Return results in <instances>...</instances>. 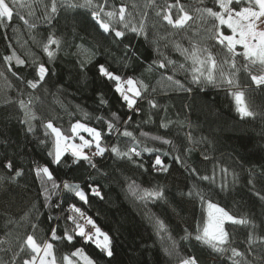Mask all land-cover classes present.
<instances>
[{"label": "trees", "instance_id": "16d2710c", "mask_svg": "<svg viewBox=\"0 0 264 264\" xmlns=\"http://www.w3.org/2000/svg\"><path fill=\"white\" fill-rule=\"evenodd\" d=\"M7 2L14 15L4 22L9 27L0 25V264H23L31 258L26 246L21 251L28 235L40 246L51 243L57 264H63L64 255L70 256L77 247L95 264H177L188 256L197 257L199 264H232L233 247L242 253L236 258L239 264H264V86L257 87L251 80V75L261 74L259 64L249 65L243 55H237V68H231L227 48L208 38V29L214 33L217 21L206 14L201 18L197 10L210 7L218 11L216 0H180L193 17L183 30L173 29L157 16L176 0H93V4H105V11L126 7L130 27L122 40L114 33H103L87 8H59L49 25L43 18L53 0ZM242 6L247 5L234 0L235 9ZM177 15L174 8L173 18ZM141 22L144 28L137 35L130 28H139ZM221 31L228 29L222 26ZM49 37L57 41L49 46L52 59L43 50ZM204 48L218 63L229 60L223 71L226 75L235 72L233 88L192 83L193 75H199L198 60L206 58ZM236 52L242 53L239 46ZM5 56H12V61L5 62ZM17 57L23 65L17 64ZM97 63L105 64L122 80L134 79L140 91L138 113L130 111L114 92V81L99 75ZM161 63L166 67L160 68ZM41 64L49 75L36 89L28 87V80L39 79ZM170 75L192 91L173 90L166 79ZM214 77L220 80L219 69ZM235 91L244 93L254 116L239 115L231 94ZM21 100L25 108L20 107ZM149 100L159 107L153 109ZM129 116L132 119L124 123ZM49 121L72 138L74 122L99 130L106 152L103 157L91 155L97 169L84 161L73 164L70 152L61 164H54L49 155L54 137L44 127ZM108 123L114 125L111 133ZM124 131L132 136L122 135ZM134 146L141 155L131 160L112 152L113 147L124 153ZM91 147L96 150L95 143ZM157 154L170 165L168 172L153 170ZM9 161L12 169L4 167ZM44 166L59 185V195L47 202L41 194L46 178H38L34 171ZM17 170L22 175L13 180ZM204 176L209 179H201ZM64 183L81 189L88 184L97 186L104 199L89 195V203L84 204L74 191L63 188ZM47 186L51 188L50 183ZM149 191H164L165 197L147 199ZM204 201L248 221L225 224L229 250L223 255L195 238L204 223ZM72 204L109 234L111 257L79 237L73 244L63 239L65 231L74 234L75 225L67 219L76 215L69 207ZM53 228L61 239L52 238Z\"/></svg>", "mask_w": 264, "mask_h": 264}, {"label": "snow or ice", "instance_id": "6c2138e0", "mask_svg": "<svg viewBox=\"0 0 264 264\" xmlns=\"http://www.w3.org/2000/svg\"><path fill=\"white\" fill-rule=\"evenodd\" d=\"M14 2V0H13ZM236 4H246L247 6L240 7L239 11L235 10L234 0H216V4L219 6L220 11H213L212 8H204L201 11V18L214 17L217 21V24L213 29H208L210 33L209 39H215L216 43L227 48V52L232 57L230 67L233 69L237 68L235 57L237 55H243L246 60L249 61V65H260L259 71L262 74L251 75L252 82L257 86H264V0H235ZM66 6V7H65ZM105 4H93V0H76L75 3L72 0H53L51 11L47 12L44 16V22L49 25L53 22V14L57 13L59 8H64L65 11H71L72 9L78 8H87L91 12L92 20L99 26L103 33L111 35L114 33V36L117 40H122L125 37V30L129 29L130 21L128 20L129 13L126 10V7L121 5L119 9L112 8L109 11H105ZM111 7V6H109ZM178 10V15L173 18V9ZM14 12L13 7L7 2V0H0V25L7 28L9 27L8 23L13 18ZM157 16H162V20L173 29L183 30L186 24L193 19L188 12L185 10V7L180 4V0H176L175 4H169L163 13H157ZM21 20H24L25 24L29 22L24 19L23 16L20 17ZM119 24L122 26L121 30H117L116 25ZM31 27H36L35 24L30 25ZM226 27L232 33V35H224L221 31V27ZM144 24L141 22L139 28L136 26H131L130 30L137 35L141 34L143 31ZM57 41L49 37L48 45H45L44 52L47 53L50 59L53 58V53L49 50V46L56 44ZM241 46L244 51L243 53H237L236 47ZM11 47V45H9ZM179 48V45H177ZM187 51V50H185ZM203 51L206 53L205 59L198 60L199 67L196 69V72L199 75H193L192 83L199 85L202 84H213L214 86H223L227 85L228 88H233L235 86V72L226 75L223 71V65L229 64V60H224L223 63H218L217 59L213 56L212 52L208 48H204ZM12 56H5L4 60L7 63L12 61ZM18 65H23L24 61L16 58ZM171 61H168V64H171ZM249 65H245V71H248ZM99 75L105 78L108 81H114L115 87L114 92L120 97L121 101L127 106L130 111L139 112L137 107V99L140 97V91L135 87V81L132 78L127 80H122L120 75H117L114 71L110 70L109 67H106L105 64L97 63L96 65ZM160 68H165L166 65L161 63ZM183 65H180V68H183ZM219 69L220 71V80H216L214 77V72ZM11 71V68H9ZM49 75V69L41 64L37 69L38 80H28L27 85L30 88L36 89L38 84L44 82L46 76ZM167 81L171 82L173 85V90L180 92H191L192 88L185 87L179 79H173V76H167ZM127 85L125 88L124 85ZM234 96L236 111L239 115L244 117H252L255 115L253 111L248 109L247 104L244 102V93L241 91H235L231 93ZM102 103H107L102 100ZM20 107L25 108V103L23 100L20 102ZM149 104L153 109L159 107V105L152 100H149ZM115 116V113H113ZM132 119L131 116L128 117V120L124 123H128ZM27 121H21L25 123ZM164 126V125H162ZM44 127L51 131L55 137V151H54V164H61L63 162L62 158L68 152L71 153L73 157V164H79L80 161L87 162V164L92 169H97V164L93 162L92 158L84 152L85 148H90L95 143V152L94 156L103 157L106 149L101 146V132L95 128L88 127L85 124L77 122L72 126V134L74 137H79L81 143L73 144L69 143L70 137L64 136L60 129L53 126V123L49 121ZM114 125L108 123L109 133L113 130ZM29 131H32L31 126ZM81 132L88 133L92 137V140H86ZM124 136L131 137L132 133L124 131L122 133ZM146 135V134H144ZM154 139H159L154 137ZM164 143H169L165 140ZM145 151L152 152V149H145ZM112 152L117 156H125L131 160L132 156H140L141 152L137 151V147L134 146L128 150V152L121 153L116 147L112 148ZM49 155H53L52 152H49ZM167 155V153H165ZM176 161L181 162V158L177 156ZM207 159V156H205ZM4 167L12 169V162L9 161ZM139 167L143 168L144 165L141 164ZM153 170L157 172H168L170 165H166L164 160L161 158L160 154L155 156L154 161L152 162ZM36 176L39 178L43 176L46 178L45 185L42 186V195L45 198V201H49L52 196L59 195L58 189L59 185L53 178V172L50 171L49 167H36L34 169ZM196 169L193 168L192 172L196 173ZM226 171V170H225ZM22 175L21 171L17 170L15 176L12 177L13 180ZM201 179L208 180L209 177L204 176ZM51 184V188L47 184ZM63 188L68 191H74L75 197L83 202L84 204L89 203V195L97 197L101 200L104 199L101 189L97 186L88 184L84 189H81L79 185L73 186L69 183H64ZM191 195V193H190ZM147 199L151 200H160L164 199V191H149L145 193ZM203 199V197H201ZM264 199V197H261ZM46 206L47 203H46ZM59 207V205H57ZM71 212L76 215H68L67 219L71 221L74 225V234L65 231L63 239L66 240L69 244H73L77 237L81 238L84 243L94 245L98 250L103 252L107 257L113 255L112 240L108 233L104 232L95 222V220L86 215L85 212L81 210L80 207H77L75 204L69 206ZM209 212V223L205 226L203 233L198 234L195 238L197 240H202L204 243L210 245L212 250L216 253L223 255L229 249L225 247L229 243L228 232L225 230V224H247V220L237 219L235 216L230 215L223 208L219 207L216 204L208 203ZM51 219V217H49ZM83 220L84 223H80ZM85 225H91V230L86 231ZM35 227V225H33ZM57 230L52 229V238L54 240L61 239L57 236ZM27 247L28 250L33 254L30 259H24L23 264H57L56 258L53 254V245L47 243L41 248L37 244L36 240L32 235H28L23 245H21V251L24 250V247ZM232 255L229 259L232 261V264H239V261L236 259L242 256V253L239 252L235 247L231 248ZM73 257L75 259H73ZM64 264H95V261L92 257L86 254L85 250L82 247L75 248L71 252V255H64L63 257ZM179 264H199L198 258L195 256H188L186 258H181Z\"/></svg>", "mask_w": 264, "mask_h": 264}, {"label": "rangeland", "instance_id": "374dc122", "mask_svg": "<svg viewBox=\"0 0 264 264\" xmlns=\"http://www.w3.org/2000/svg\"><path fill=\"white\" fill-rule=\"evenodd\" d=\"M236 11H239V9H235ZM218 11H220V8L218 9ZM224 35H232V33H231V31L228 29V32H226V33H224ZM239 46V45H238ZM240 47V50H241V52L243 53V51H244V49L241 47V46H239ZM237 48V47H236ZM262 74V73H261ZM128 78H125V79H123V80H127ZM124 87L126 88L127 87V85L125 84L124 85ZM136 87V86H135ZM77 122H74L73 124H72V126L74 125V124H76ZM79 123H81V122H79ZM83 124V123H82ZM87 126V125H86ZM89 127V126H88ZM85 133V134H84ZM80 135H82L86 140H89V141H91L92 140V137L91 136H89L88 135V133H86V132H81L80 133ZM53 137H54V135H53ZM70 138H72V137H70ZM69 143H73V144H80L81 143V141H80V139H79V137L78 138H72V139H70V141H69ZM94 143V142H93ZM87 149L88 148H86V149H84V152L86 153V151H87ZM54 151H55V137H54V147H53V149H52V153H53V157H54ZM208 203H212V202H210V201H204V204H203V209H204V223H203V227H202V231H201V234L203 233V230H204V228H205V226L206 225H208L209 227H211V225H210V223H209V212H210V209L208 208ZM213 204H215V203H213ZM217 205V204H216ZM219 206V205H218ZM220 207V206H219ZM231 215V214H230ZM237 219H239L238 217H236ZM104 231V230H103ZM105 232V231H104ZM44 246V245H43ZM43 246H41V248H43ZM180 261V260H179ZM179 261L177 262V264H179ZM63 264H64V261H63Z\"/></svg>", "mask_w": 264, "mask_h": 264}, {"label": "built area", "instance_id": "2783aa9c", "mask_svg": "<svg viewBox=\"0 0 264 264\" xmlns=\"http://www.w3.org/2000/svg\"><path fill=\"white\" fill-rule=\"evenodd\" d=\"M94 152H95V151H94V148H93V147H90V148L87 149L86 154L89 155V156L91 157V155H92ZM82 223H84V221H82ZM85 229H86V231L91 230V225H85Z\"/></svg>", "mask_w": 264, "mask_h": 264}]
</instances>
